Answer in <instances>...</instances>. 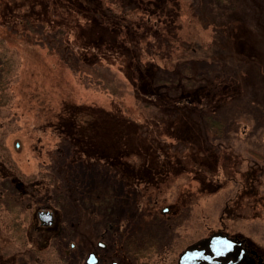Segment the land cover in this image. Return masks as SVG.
<instances>
[{"label": "rangeland", "instance_id": "374dc122", "mask_svg": "<svg viewBox=\"0 0 264 264\" xmlns=\"http://www.w3.org/2000/svg\"><path fill=\"white\" fill-rule=\"evenodd\" d=\"M193 2L182 0L185 10ZM195 5L199 16L182 15L183 28L160 41L150 35L134 43L128 33L121 47L107 39L99 56L111 58L84 53L80 40L89 41L91 29L74 36L87 63L76 72L24 23L0 28V264H53L60 249L44 248L38 237L73 236L76 222L89 232L121 220L141 229L147 243L173 244L169 257L153 264L176 259L187 243L217 230L247 239L264 259V9L252 14L257 5L243 10L242 0ZM91 12L75 23L91 26ZM177 34L192 39L181 59ZM144 75L151 92L139 88ZM230 77L233 93L219 101L223 82L209 86ZM209 112L226 121L225 135L205 142L202 133L218 127L198 121ZM185 121L200 127L185 132ZM150 127L159 136L155 148ZM192 132L191 143L177 138ZM45 208L57 216L54 227L36 226Z\"/></svg>", "mask_w": 264, "mask_h": 264}, {"label": "trees", "instance_id": "16d2710c", "mask_svg": "<svg viewBox=\"0 0 264 264\" xmlns=\"http://www.w3.org/2000/svg\"><path fill=\"white\" fill-rule=\"evenodd\" d=\"M250 1L252 4H250ZM244 2L249 5L247 6ZM196 3L197 0H195L192 5L190 4V9L186 7L188 10H185V5L182 4V0H4V5L0 4V28L3 29V27H7L10 29L15 20H18L17 22L19 23H24L22 26L24 31L27 32L28 29H31L34 33L40 34L44 44L48 45H45L46 48L49 47L50 49L55 50L60 55L59 57L62 58L64 63L76 72L82 70V68H87V63H83V61H81V59H83L80 56L82 53L76 49L74 41L75 38H73L74 36L80 37V35H84V32H86L87 29H91V39L89 41L80 40V42H82V49H86L84 53H94L98 56L97 58L99 60L106 56L107 58H111L110 52H108L106 56H99L102 54L101 51L104 50L103 44H105L107 39L112 40L113 38H117L116 40L120 42L121 47H124L122 39H124L128 33L135 39L134 43H143L150 35L155 36L153 38L154 40L160 41V36H169L166 33H168L169 29L172 27H174V29L183 28L180 27L182 25L180 20L182 15L190 16V19L192 17L195 18V16H199L196 12H194L196 11ZM242 3L244 4V7L239 5L237 9H242L243 7V10L247 8L250 12L252 9L251 7L257 5L256 8L252 10V14L256 9L257 13L264 9V6H262L261 2H258V0H242ZM135 4L136 7H134ZM228 7L229 10L232 9L230 5H228ZM150 9H152V14L149 12ZM228 9L227 11H229ZM90 12L92 13L91 26L89 25L87 28H84L86 26L81 28L83 25L79 26L75 23L74 20L83 19V14H89ZM31 22L39 23V25L35 28ZM73 24L77 25L76 29H78L79 33L74 31V29H70ZM71 30L74 33L69 37L68 35H70ZM175 37L177 38L176 40L183 39V37H180L179 34L173 36L172 38L175 39ZM191 41L192 39H187L176 44L178 52L176 59L185 58L183 47H187V43ZM89 44L90 47L88 46ZM130 47L133 48V46ZM140 48L141 47H139V50ZM139 50L135 48L136 53L133 57H131L132 64L136 63L135 60L137 54L140 53ZM168 60L171 66L175 68L177 67L174 66L177 64L172 57L168 58ZM185 75H187V73ZM141 77L144 78V80H142V84L139 88H141V90H145V93L151 92L153 87L147 82V75ZM234 80L236 79L232 77L229 79H222L220 84H211L209 87H219L223 82L224 91L218 98L219 101H222L221 97L224 93H233V84L235 83ZM158 92L159 95H168L166 90ZM207 92H211V89ZM180 101L182 103L189 104V101L185 98H181ZM180 101H176V104H180ZM164 107H167L168 109L174 108L170 105H165ZM223 120L224 119L219 121L218 118L215 119L211 117L210 112L208 115H200L198 121H205L206 125L208 123L218 125L216 132H212V130L208 131L207 129L202 133L201 138L206 142L208 141V138L224 136V122L226 121L222 122ZM185 123V128L183 130L188 133L192 130L195 131L200 127L197 122L185 121ZM204 125L205 124H203V126ZM137 128V131L144 132L143 127ZM205 128L208 127L205 126ZM147 131L149 133L148 135H150L148 145L155 148V144L158 141L155 137L159 136L153 127H150ZM166 131L167 128L164 131V133L167 134L168 132ZM193 132L190 137H184L181 135L177 136V138L179 137V140L182 138L183 143H191L193 139H197L194 138L195 134H193ZM208 144L217 148L216 144ZM203 146L204 144L199 146L200 150H202L201 148H203ZM38 155L35 157H39ZM74 157V160H77L79 156L74 155ZM196 166L198 168L199 165ZM18 182L24 183V181L20 178Z\"/></svg>", "mask_w": 264, "mask_h": 264}, {"label": "flooded vegetation", "instance_id": "af4514ba", "mask_svg": "<svg viewBox=\"0 0 264 264\" xmlns=\"http://www.w3.org/2000/svg\"><path fill=\"white\" fill-rule=\"evenodd\" d=\"M70 196H72V194ZM45 210L50 212L52 219L40 215V211ZM36 215L38 217L35 218V220L38 221L36 226H39V228L43 227L46 229L55 226L57 216L51 209L45 208L39 210ZM76 223L73 224L72 222L73 228L77 231L73 233V236L69 232L64 234L60 232L57 234L48 233L44 239L41 240V238L38 237V239L35 240L38 243L40 242L39 245L44 248H49L53 251L60 249L53 264H153L156 259L162 260L165 259V257H169V253L167 252H171L174 247L173 244H171V249L163 248L162 242L155 239L153 242H149L155 243L153 246H150L144 241V232H141V229L139 232H135L133 230L136 227H132L131 229L130 227L128 228V226H124L125 222L123 220H121V224L111 222L103 224L98 230H90L91 232L79 231ZM218 231L227 233L223 230H217L214 231V233ZM228 234L235 238L238 243L237 234L229 232ZM65 242H68L67 246L64 245ZM195 242L196 241L187 243L186 247L181 251L182 253H180L176 259L174 256L170 261L165 263L205 264L203 261L198 262L199 260L193 259L189 255H185L188 253L186 250L194 245ZM246 244L250 253V256L247 257L248 261L240 262L237 257L235 259L236 262H230V264H264L263 254L260 253L258 249L252 247L249 242ZM80 246L82 248H80ZM156 249L159 250L157 251ZM254 249L258 251V254L254 253ZM189 252H192L193 255V251ZM14 261L18 262L19 259H14ZM228 262L229 261H227L226 264H228ZM206 264L208 263L206 262Z\"/></svg>", "mask_w": 264, "mask_h": 264}, {"label": "water", "instance_id": "95a60500", "mask_svg": "<svg viewBox=\"0 0 264 264\" xmlns=\"http://www.w3.org/2000/svg\"><path fill=\"white\" fill-rule=\"evenodd\" d=\"M43 217H50L48 212L42 213ZM207 238L206 240L200 241L197 244L190 246L185 255L191 256L193 259L199 260L198 262H206L208 264H228L230 262H236V258L241 261L245 260L247 255L246 247L243 245L244 240L238 239V243L235 239H228L224 237L221 233L216 234L215 237ZM193 251V255L192 252ZM188 264V263H185Z\"/></svg>", "mask_w": 264, "mask_h": 264}, {"label": "bare ground", "instance_id": "6f19581e", "mask_svg": "<svg viewBox=\"0 0 264 264\" xmlns=\"http://www.w3.org/2000/svg\"><path fill=\"white\" fill-rule=\"evenodd\" d=\"M150 246H153L155 243H148Z\"/></svg>", "mask_w": 264, "mask_h": 264}]
</instances>
